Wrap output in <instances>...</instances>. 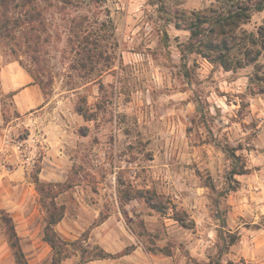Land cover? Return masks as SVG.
Masks as SVG:
<instances>
[{"label": "rangeland", "instance_id": "rangeland-1", "mask_svg": "<svg viewBox=\"0 0 264 264\" xmlns=\"http://www.w3.org/2000/svg\"><path fill=\"white\" fill-rule=\"evenodd\" d=\"M218 2L105 0L108 16L91 24L106 22L110 61L91 83L71 70L63 23L47 15L45 107L28 126H14L12 96L0 90V217L11 219L29 264H49L52 255L35 176L65 207L60 238L110 255L86 264H264L262 83L251 80L252 66L225 72L196 55L181 60L188 33L163 24V8ZM262 18L253 13L244 28L256 31ZM13 49L0 38V63L26 71L28 56ZM241 165L246 174H232ZM138 191H150L167 213L135 198ZM127 193L134 198L123 203ZM177 211L186 213L182 224L172 219ZM78 261L75 252L60 264ZM0 264H15L1 224Z\"/></svg>", "mask_w": 264, "mask_h": 264}, {"label": "trees", "instance_id": "trees-1", "mask_svg": "<svg viewBox=\"0 0 264 264\" xmlns=\"http://www.w3.org/2000/svg\"><path fill=\"white\" fill-rule=\"evenodd\" d=\"M104 2L105 0H0V38L13 43L12 53L19 52L28 56L30 67L26 71L44 97L46 84L41 58L43 46L48 43L49 38L45 28L47 15L56 14L63 23V52L72 58L71 70L83 71L82 77L91 83L101 78L110 61L107 45L104 44L105 35L101 34L103 30L108 31L106 22L101 21L98 28L91 24V21L96 22L98 14L108 16V10L103 7ZM261 12H264V0H219L218 5L200 11L163 8L162 17L166 26L172 25L174 29L188 33L186 40L178 45L181 60L186 61L189 56L196 55L225 72H236L252 66L255 72L251 80L262 83L257 85L258 93L264 94V73H260L262 65L259 63V59L264 58V18L256 31L244 28L253 13ZM18 32L20 35L17 37ZM163 32L166 34V30ZM21 41L24 49L20 47ZM82 107L78 104L75 107L76 113L85 121H91L90 113H86ZM231 156L238 160V157ZM246 172L241 165L232 174L243 175ZM32 183L45 213L42 239L52 251L49 264H60L75 255V252L79 253L77 264L110 257L100 250H88L82 240L67 243L61 239L55 226L64 218V205L58 206L53 201L55 198L51 196V189L45 190L47 184L40 181L38 176L32 177ZM137 197L143 198L147 206L160 215L168 211V207L150 191H138L135 198ZM133 198L127 193L123 203ZM178 212H174L172 219L182 224L180 215L184 217L186 213ZM0 224L14 263L29 264L20 248L11 219L1 216Z\"/></svg>", "mask_w": 264, "mask_h": 264}, {"label": "crops", "instance_id": "crops-1", "mask_svg": "<svg viewBox=\"0 0 264 264\" xmlns=\"http://www.w3.org/2000/svg\"><path fill=\"white\" fill-rule=\"evenodd\" d=\"M0 90L12 96L13 107L17 114L11 123L15 124L14 126H28L30 119H33L31 116H35L34 110L39 106L38 110L45 107V105L41 106L45 103V99L39 86L33 83L31 76L16 62L0 63ZM2 124L0 118V126ZM9 126L11 125L8 124L7 127ZM0 131H5V128H0Z\"/></svg>", "mask_w": 264, "mask_h": 264}]
</instances>
